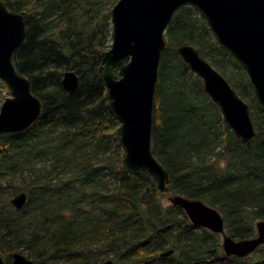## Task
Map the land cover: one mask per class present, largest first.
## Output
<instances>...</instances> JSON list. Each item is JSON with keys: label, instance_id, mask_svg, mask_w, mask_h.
<instances>
[{"label": "trees", "instance_id": "obj_1", "mask_svg": "<svg viewBox=\"0 0 264 264\" xmlns=\"http://www.w3.org/2000/svg\"><path fill=\"white\" fill-rule=\"evenodd\" d=\"M2 1L23 15L26 38L12 61L42 104L26 130L0 134V192L5 175H33L26 185L12 186V195L27 194L21 209L10 199L0 202V254L9 253L4 264H11L14 251L34 264H99L108 257L118 264H264V245L252 253L257 259L221 258L216 233L193 227L180 207L159 199L165 191L202 200L222 214L235 239L253 236L264 219V107L205 20L182 6L164 32L151 129L152 153L169 175L159 190L147 172L133 175L123 167L119 123L101 80L117 0ZM182 44L193 45L244 101L250 99L251 140L235 136L178 55ZM68 70L79 77L73 93L61 85ZM1 90L9 93L0 81V105ZM170 248L173 254L159 256Z\"/></svg>", "mask_w": 264, "mask_h": 264}, {"label": "water", "instance_id": "obj_2", "mask_svg": "<svg viewBox=\"0 0 264 264\" xmlns=\"http://www.w3.org/2000/svg\"><path fill=\"white\" fill-rule=\"evenodd\" d=\"M191 6L205 23L220 48L227 51L246 73L257 102L264 107V0H117L110 9L111 42L101 53L102 84L109 112L118 121V142L123 151L122 165L130 174L147 172L159 190L169 183V175L151 151V129L159 64L166 47L164 32L175 12ZM26 38L23 15L0 0V81L9 91L0 105V134L18 133L30 127L40 116L42 104L31 91L30 81L20 74L13 53ZM176 51L202 80L203 90L219 107L235 136L248 142L256 129L250 109L229 81L191 44ZM62 88L73 93L78 75L68 70L61 79ZM170 204L180 207L195 228L221 235V258H244L264 245V219L255 223V234L235 239L225 232L224 218L213 206L181 194L169 196ZM10 204L21 209L27 194H14ZM173 249L159 253L173 254ZM0 264L4 259L0 254ZM11 264H34L19 251L11 255ZM100 264H118L106 259Z\"/></svg>", "mask_w": 264, "mask_h": 264}, {"label": "rangeland", "instance_id": "obj_3", "mask_svg": "<svg viewBox=\"0 0 264 264\" xmlns=\"http://www.w3.org/2000/svg\"><path fill=\"white\" fill-rule=\"evenodd\" d=\"M245 75H246V73H245ZM1 91H2V94L5 95V97L9 95V93L7 94V92H5L3 90H1ZM245 100H246L245 101L246 103H251L249 98H245ZM87 153L89 154L91 152L88 151ZM108 155H109L108 153H106V154H98L97 156L94 157V160L99 162V161L103 160V158H106V156H108ZM32 178H33V175L30 172H28V171H24L22 174H18L16 176H12V177L9 176V175H5V178H4L5 180L2 182V186H5L6 188L3 189L0 192V202H2V200L5 199V198H7L9 200L13 196L11 194L12 193L11 192L12 186H24ZM53 179H54V177H53ZM108 188L109 189H114V183L112 181L108 182ZM172 194H173L172 192H165V191L164 192L162 191L160 193L159 199H160V202H161L162 206H167V205L170 204L168 198ZM226 233H228L227 230H226ZM217 235H218L219 243H221V240H222L221 239V235L220 234H217ZM14 252H16V251H14ZM8 254L6 253L5 255L4 254H1V255H2L3 259H4L6 256H8ZM250 257H251V259H257L258 258V256L253 255V254H251L248 258H250ZM108 258L112 259V257H108ZM60 264H63V263H60Z\"/></svg>", "mask_w": 264, "mask_h": 264}, {"label": "bare ground", "instance_id": "obj_4", "mask_svg": "<svg viewBox=\"0 0 264 264\" xmlns=\"http://www.w3.org/2000/svg\"><path fill=\"white\" fill-rule=\"evenodd\" d=\"M111 37V36H110ZM30 81V80H29ZM244 143V142H243ZM152 151V150H151ZM154 155V154H153ZM156 157V156H155ZM174 194H176V193H174ZM173 195V194H172ZM225 232H226V229H225ZM170 249H173V248H170ZM166 250H168V249H166ZM174 250V249H173ZM174 253V252H173ZM251 255V254H250ZM249 255V256H250ZM248 257V256H247ZM103 262V261H102ZM100 264V263H99Z\"/></svg>", "mask_w": 264, "mask_h": 264}]
</instances>
